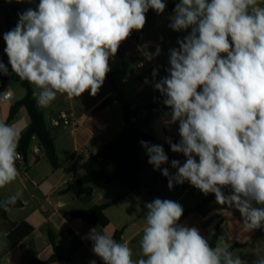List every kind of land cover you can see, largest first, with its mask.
Segmentation results:
<instances>
[{
  "label": "clouds",
  "instance_id": "obj_1",
  "mask_svg": "<svg viewBox=\"0 0 264 264\" xmlns=\"http://www.w3.org/2000/svg\"><path fill=\"white\" fill-rule=\"evenodd\" d=\"M166 8L167 0H39L3 33L8 63L0 59V76L34 85L40 107L58 95L95 97L122 43L144 29L149 10L162 15ZM168 19L171 30L185 34L168 50L166 75L157 79L158 66L144 83L168 109L164 123L178 125L179 141L165 142L185 159L169 161L163 145L141 140L147 162L169 190L187 182L235 209L246 232L264 230V0H178ZM161 54L160 45L145 53L149 60ZM21 136L0 120V188L19 175ZM169 163L174 172L162 167ZM21 196L0 201V208L10 210ZM137 211L146 222L136 259L126 243L91 230L92 252L103 264H249L223 238L213 247L197 226L182 224L179 202L155 198ZM251 264H264V256Z\"/></svg>",
  "mask_w": 264,
  "mask_h": 264
},
{
  "label": "crops",
  "instance_id": "obj_2",
  "mask_svg": "<svg viewBox=\"0 0 264 264\" xmlns=\"http://www.w3.org/2000/svg\"><path fill=\"white\" fill-rule=\"evenodd\" d=\"M38 2L39 0H32L31 3L28 0H5L8 12L0 8V59L5 64L8 58L3 52L6 46L3 33L16 26L18 13L29 7L35 8ZM12 7H18L19 11L14 13ZM157 34L159 35L158 32ZM163 34L167 36L170 33L165 31ZM131 36L132 40L121 45L115 58L109 61L111 71L108 75L115 79V88L106 77L104 85L95 97L86 92L79 99L68 101L64 96L58 95L48 107H40L37 104L45 116L48 127L52 120L61 119L64 113L70 116L71 124L55 129L54 141L60 168L52 167L43 145L34 135L31 139L27 162L25 160L23 163L17 162L21 173L19 172L15 181L0 188V195L4 199L21 192L22 196L18 200L23 203L21 207L11 209L7 219L2 216V212L0 213V253L9 247L8 234L14 224L26 222L34 227L33 233L8 253L1 264H31L34 260L47 264H89L91 260H95L96 264H103L92 252V241L88 238L92 229L97 232L101 230L78 218L70 217L69 213L113 201L122 195L125 197L121 202L106 209L105 214L110 223L103 232L114 236L117 231L122 230L120 243H126L133 250L135 259L138 258L140 249L139 242L134 243V241L141 237L146 222L145 212L137 211V209H143L145 202H151L155 198L179 202L184 211L201 202H207L203 208L207 212L205 216L192 213L182 218L180 222L197 226L210 242L213 235L209 233V226H213L218 235L217 242L223 238L222 242L230 246L242 245L234 252L246 258L249 264L258 256H264V230L246 232L242 228L239 213L235 209L216 204L213 194L204 196L187 182L183 185H174L173 189L169 190L167 178L161 174V171L154 170L153 166L148 164V156L140 141L138 152L145 165L136 175V190L126 189L119 181L105 183L107 185H101L104 181H98L88 186L87 194L77 195L65 191L70 182L83 174V164L113 142L123 129L125 122L121 101H115L96 110L113 93L119 94L126 100L130 116L136 117L137 126L152 134L161 145H169L165 142L166 137H171L173 142L179 141L178 125L164 123V113L168 111L167 108L157 110L143 108L147 102L161 101L162 103L158 91H148L151 83H144L145 78L152 80L151 73L157 67L145 53H153L156 45H161L162 37H160L161 41L148 38L145 27L142 31H133ZM127 53L130 56H127ZM159 74L162 76L160 72ZM31 87L34 91V85ZM6 92H11L12 97L0 106V120L8 123L12 107L25 97L26 89L19 79V85L14 91L9 88L8 80L0 94ZM30 123L31 119L25 107H22L15 118L9 122L14 126L21 124L22 133L26 131ZM34 148L39 150L38 154H34ZM169 153L183 161L185 159L182 154L173 153L170 148ZM162 167H169L170 172L175 171L171 169L170 163ZM88 201H93L91 206H86ZM15 212H21V214L17 215ZM12 216L15 217L11 219ZM54 255L60 258L49 262Z\"/></svg>",
  "mask_w": 264,
  "mask_h": 264
},
{
  "label": "trees",
  "instance_id": "obj_3",
  "mask_svg": "<svg viewBox=\"0 0 264 264\" xmlns=\"http://www.w3.org/2000/svg\"><path fill=\"white\" fill-rule=\"evenodd\" d=\"M175 7V3L168 2L165 13L173 12ZM0 8L4 10V12H8L5 6V0H0ZM12 11L18 12V7H12ZM157 15L152 10H149L147 13V21ZM8 63V60H7ZM10 68V66H9ZM10 76H0V92L2 87L7 83L10 79ZM107 78L112 82L115 88V79H113L110 75L107 74ZM22 81V86L26 89L25 97L16 103L14 107H12L8 119V123L12 121L15 116L18 114L19 110L22 107H25L28 111V114L31 119V123L29 127L22 133L18 151L24 156L25 162H27L31 139L34 135H36L41 144L43 145L46 155L54 169L60 168L61 164L58 159L56 146H55V129H50L46 123L44 114L39 110L36 100L33 96V89L31 85L24 80ZM161 98V97H160ZM162 99V98H161ZM121 101L123 104V112H124V126L121 133L117 136V138L105 146V148L98 152L97 154L91 156L84 164H83V174L79 176L74 181L70 182L67 185L66 192H73L77 195H83L88 193V186L92 183L98 181H104L106 183H111L115 181H119L123 184L128 190H136L137 188V173L144 167V162L141 160L139 152H138V142L141 140L151 142L152 144H160L155 137L145 132L142 128L137 126V123L131 119L129 105L119 94L113 93L109 97H107L97 108L96 110H100L109 104ZM144 109H164L166 108L161 101L159 102H147L144 106ZM161 145V144H160ZM165 152L167 153L169 160L178 159L183 162L182 159L172 156L169 153V145L163 146ZM124 195L118 197L117 199L101 204L94 205L88 209L79 211V212H70L69 216L72 218H78L83 222L93 226L98 227L101 232L103 229L110 223L108 217L105 214L107 208L114 206L121 202L124 199ZM6 200L0 195V201ZM207 202H201L197 206L190 208L184 211L183 217L186 218L188 215L192 213H197L202 216L207 214L203 208L206 206ZM23 205L20 200L10 206V210L13 208H19ZM2 212V216L7 219L8 213L10 210L5 211L3 208H0ZM34 231V227L27 224L26 222H21L13 225V229L8 234L9 247L3 253H0V264L2 263L3 258L10 253L23 239L27 236L31 235ZM123 231H117L113 238L117 240V242H121ZM51 241L53 242V237L50 233ZM218 240L217 232L212 237L211 243L213 247L216 246V242ZM242 247L240 244H235L231 246V250L234 251L237 248ZM60 257L54 255L51 257L49 262L56 261ZM31 264H47L42 263L40 261H31Z\"/></svg>",
  "mask_w": 264,
  "mask_h": 264
},
{
  "label": "rangeland",
  "instance_id": "obj_4",
  "mask_svg": "<svg viewBox=\"0 0 264 264\" xmlns=\"http://www.w3.org/2000/svg\"><path fill=\"white\" fill-rule=\"evenodd\" d=\"M168 2H178V0H167ZM173 14V12H168V13H164L162 15H157L156 17H152L149 22L147 23V25L145 26V31L148 35V38L151 39H157L158 41H161V45L160 47L162 48V54L159 57H154L152 59V62L159 68H160V73L162 74V76H160V74L157 76V79L163 77L164 75H166V72L164 71V69L168 66V50L170 48L173 47H177L178 45L176 44V40L178 36H182L181 34L183 33H177L174 32L173 30H171L168 27V23H169V19L168 17L171 16ZM167 31L168 33H170L169 35L165 36L163 33ZM159 33V35L156 33ZM185 34V33H184ZM177 36V37H176ZM173 39H172V38ZM155 51H153L154 53ZM19 85V78L16 77L14 74L11 76V78L9 79V88L15 91V88H17ZM134 87V86H133ZM148 91H153V87L152 85L149 86ZM11 122V121H10ZM16 128H18L19 130H23L21 124L15 126ZM18 168V167H17ZM19 172L21 173V170L18 168ZM23 175V174H22ZM106 182H102L101 185H107L105 184ZM118 183V182H115ZM113 185H117V184H113ZM109 187H115V186H109ZM93 201H88L86 202V206H91ZM89 204V205H88ZM91 204V205H90ZM144 213V211H142ZM1 213V210H0ZM17 213V215H20L21 212H15ZM14 215V212H13ZM15 216H12L11 219H13ZM1 220V218H0ZM97 229H99L98 227H96ZM141 239V237H138L134 243L139 242V240ZM133 243V244H134ZM137 258V257H136ZM135 259V258H134Z\"/></svg>",
  "mask_w": 264,
  "mask_h": 264
},
{
  "label": "built area",
  "instance_id": "obj_5",
  "mask_svg": "<svg viewBox=\"0 0 264 264\" xmlns=\"http://www.w3.org/2000/svg\"><path fill=\"white\" fill-rule=\"evenodd\" d=\"M132 40V36H130V38L125 41L123 44L129 42ZM127 56H130L129 53L126 54ZM6 95L7 99L3 98V96ZM12 97V93L11 92H6V93H2V95H0V106L3 105V103H5L8 99H10ZM131 119L136 122V117H131ZM71 124V119L70 116L66 113H64L61 116V119H54L52 120L51 124L49 125L50 129H59L65 126H68ZM34 154H38L39 150L37 148L33 149ZM20 153V152H19ZM21 154V153H20ZM18 163H23L24 162V156L21 154V159L17 161Z\"/></svg>",
  "mask_w": 264,
  "mask_h": 264
}]
</instances>
